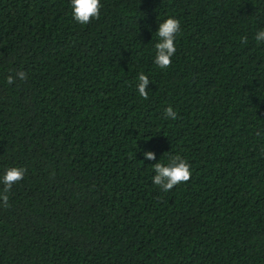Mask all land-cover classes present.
<instances>
[{"label": "trees", "instance_id": "16d2710c", "mask_svg": "<svg viewBox=\"0 0 264 264\" xmlns=\"http://www.w3.org/2000/svg\"><path fill=\"white\" fill-rule=\"evenodd\" d=\"M101 3L80 24L71 0H0V177L27 169L0 264H264V0ZM177 154L191 178L164 192L153 165Z\"/></svg>", "mask_w": 264, "mask_h": 264}, {"label": "clouds", "instance_id": "9594fccd", "mask_svg": "<svg viewBox=\"0 0 264 264\" xmlns=\"http://www.w3.org/2000/svg\"><path fill=\"white\" fill-rule=\"evenodd\" d=\"M103 7L101 0H71V8L73 18L80 24H89L93 19L98 20L101 15V8ZM180 33V21L174 17H168L160 23L156 34L159 42L155 44L156 55L154 63L160 69H167L172 66V57L176 53V44L174 41ZM256 41L264 42V30L257 32L255 36ZM244 43H247V38H243ZM27 79V73L20 71L16 76L9 75L7 77L8 84H13L15 79ZM138 93L144 98L148 99V85L151 82L149 77L141 72L138 76ZM165 118L176 120L178 118L177 111L173 110L172 106L165 109ZM145 159L155 160L156 154L152 151L145 153ZM155 175L153 183L159 186L164 192L171 191L174 186L187 183L191 178V165L188 160L181 155H173L170 157L167 165L157 162L154 165ZM27 169L24 167H10L5 174L0 177V184H3V190L0 191V199L3 201L5 207L8 206V193L13 188V185L24 179Z\"/></svg>", "mask_w": 264, "mask_h": 264}]
</instances>
